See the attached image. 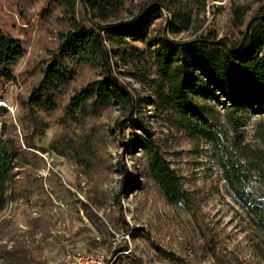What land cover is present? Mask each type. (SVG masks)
Listing matches in <instances>:
<instances>
[{"label": "rangeland", "instance_id": "1", "mask_svg": "<svg viewBox=\"0 0 264 264\" xmlns=\"http://www.w3.org/2000/svg\"><path fill=\"white\" fill-rule=\"evenodd\" d=\"M148 1L118 0L109 17L87 10L77 18L97 24L129 21ZM243 4L251 6L247 20L258 6L252 0H211L191 27L168 35L177 40L202 30L236 35L243 27H233L232 7ZM176 6L161 8L149 28L151 35L171 22L167 13ZM67 28L63 12L49 0H0V29L18 38L24 49L12 66L13 80L0 85V133L4 125L8 135L19 142L24 136L33 146L23 150L9 199L0 210V264H65L69 249L102 252L111 264H264L253 246L259 232L222 177L221 149L191 140L171 126L150 105L148 81L121 75L141 99V115L181 179L189 199L185 205L168 203L145 175L147 160L133 142L132 130L118 133L115 128L121 118L116 108H106L80 125L65 116L68 96L98 78L96 68L80 67L56 107L29 119L21 101L40 78L58 34ZM118 67L122 74L138 73L121 63ZM257 121L251 117L244 122V142L258 143L253 138ZM218 131L223 146L228 144L229 126L220 120ZM120 165L126 167V176ZM247 187L264 199L257 175Z\"/></svg>", "mask_w": 264, "mask_h": 264}, {"label": "trees", "instance_id": "2", "mask_svg": "<svg viewBox=\"0 0 264 264\" xmlns=\"http://www.w3.org/2000/svg\"><path fill=\"white\" fill-rule=\"evenodd\" d=\"M208 1L150 0L132 20L97 24L89 18L82 23L77 16L88 10L104 19L118 6V0H49L61 9L68 28L58 34L57 45L48 53L40 78L21 107L29 119H36L39 112L56 107L57 98L80 67L96 68L98 78L68 96L65 116L80 125L106 108H116L121 118L115 128L118 133L125 128L132 130L133 142L147 160L145 175L168 203L185 205L189 199L181 179L141 115V99L122 76L148 81L153 96L150 105L171 126L191 140H205L221 149L218 162L222 177L258 230L259 239L253 246L264 260V199H258L247 187L254 174L264 185V0H252L258 6L247 20L250 5L232 7L233 27H243L236 35L218 36L214 30H202L185 40L171 37L191 27ZM171 3L177 5L170 13L171 22L151 35L149 28L160 17L161 8L168 9ZM23 55L19 39L0 29V85L13 80L12 66ZM119 63L138 73L127 70L128 74H122ZM149 69H153V77L147 75ZM251 117L258 118L253 134L257 144L244 142L240 136L244 122ZM220 120L231 132L224 146L218 131ZM21 138L19 142L2 126L0 210L9 199L23 150L33 147L28 139ZM120 169L128 174L124 165Z\"/></svg>", "mask_w": 264, "mask_h": 264}, {"label": "built area", "instance_id": "3", "mask_svg": "<svg viewBox=\"0 0 264 264\" xmlns=\"http://www.w3.org/2000/svg\"><path fill=\"white\" fill-rule=\"evenodd\" d=\"M171 18L170 13H167ZM166 15V16H167ZM65 264H111L107 261V257L99 251H78V250H66L64 256Z\"/></svg>", "mask_w": 264, "mask_h": 264}]
</instances>
